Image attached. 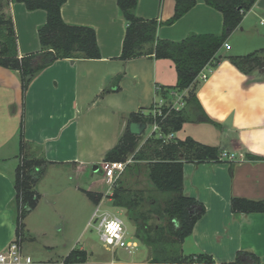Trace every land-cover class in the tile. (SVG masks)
Instances as JSON below:
<instances>
[{
	"label": "crops",
	"instance_id": "obj_1",
	"mask_svg": "<svg viewBox=\"0 0 264 264\" xmlns=\"http://www.w3.org/2000/svg\"><path fill=\"white\" fill-rule=\"evenodd\" d=\"M175 4V0H138L136 13L144 19L167 21L174 15ZM5 12L14 19L20 56L40 51L38 28L47 20L46 11H29L24 3L11 2ZM61 13L68 24L96 30L101 58L57 60L34 78L25 94L20 73L0 66V251L16 238L14 182L22 121L31 144L29 153L47 161L37 184L45 196L53 187L63 188L66 179L84 180L89 165L103 173L105 155L119 142L131 113L146 116L160 100L175 104L176 94H187V90L173 89L177 72L172 61L151 56L127 62L119 58L127 23L116 0H67ZM250 17L261 18L263 24L264 0H257L232 33L247 36V45L264 39V29H255ZM223 28L222 13L197 0L176 23L160 26L158 37L180 41L190 33L219 34ZM234 53L220 50L218 55L224 57L203 70L207 78H197L196 96L209 120L194 122L183 136L185 124L174 133L180 139L190 136L245 155L242 160L185 164L184 193L203 204L206 212L184 241L183 252L209 256L214 262L184 264H234L238 250L253 251L264 264V213L235 214L231 209L233 197L264 200V62L246 72L227 58L239 55ZM120 74L118 82L115 78ZM138 162L143 161L131 165ZM65 171L69 175H63ZM92 185L90 189L75 185V190L103 193ZM111 194L104 195L110 198ZM111 250L116 259L107 264H163L152 262L141 243L133 253L124 249L129 256L118 248Z\"/></svg>",
	"mask_w": 264,
	"mask_h": 264
},
{
	"label": "trees",
	"instance_id": "obj_2",
	"mask_svg": "<svg viewBox=\"0 0 264 264\" xmlns=\"http://www.w3.org/2000/svg\"><path fill=\"white\" fill-rule=\"evenodd\" d=\"M67 0H0V66L17 70L22 79L25 94L34 78L46 67L60 59H99L101 50L96 30L86 25H73L64 21L62 5ZM120 14L125 19L126 35L120 59L129 61L143 56L167 59L173 62L177 72L174 90H187L185 106L182 109L164 108L166 117H154L153 109L148 115L141 112L130 114L129 123L116 146L105 155V161H123L134 154L135 160L146 161L151 191L166 195L162 201L155 196L145 197L144 190L132 191L119 179L113 186L110 198L116 207L126 208L136 222V238L143 241L154 263L184 264L191 262H214L209 256H186L183 243L188 238L196 223L204 216L206 207L195 198L184 193V166L186 163L202 164L222 162L218 146L201 143L188 136L184 139L174 137L164 140L153 133L140 147L142 135L130 131V123L149 124L157 122L163 135L180 131L186 122L208 121L198 102L195 84L199 74L209 64L218 63L224 56L218 55L230 35L241 23L257 0H204L206 4L223 15L224 28L219 34L190 33L180 41L158 37V28L172 25L186 15L197 0H175L174 15L167 21L159 18L144 19L137 15L138 0H116ZM11 2L24 3L29 11L38 9L47 13L46 22L38 28L41 50L20 56L18 35L14 19L5 12ZM242 70L251 72L264 62V48L246 55L229 56ZM124 74V73H123ZM123 74L115 79L119 82ZM120 89V87L118 88ZM170 90V89H168ZM105 92V91H104ZM154 108V107H153ZM144 133V132H143ZM31 144L24 135V122L20 127L19 163L15 174V225L16 239L21 243L24 218L33 211L40 200L37 184L44 174L47 161L43 157L29 153ZM90 200L99 204L105 195L100 192L85 190ZM146 200H151V207L144 210ZM231 209L235 214L264 213V200L233 197ZM159 215L164 224L152 227L150 220ZM69 258L84 262L87 252L72 249ZM234 264H262L256 253L250 250H238Z\"/></svg>",
	"mask_w": 264,
	"mask_h": 264
},
{
	"label": "rangeland",
	"instance_id": "obj_3",
	"mask_svg": "<svg viewBox=\"0 0 264 264\" xmlns=\"http://www.w3.org/2000/svg\"><path fill=\"white\" fill-rule=\"evenodd\" d=\"M261 18L250 17L249 22L255 29H264ZM247 36L235 34L228 38L230 48L223 46L221 52L224 54H248L260 48H264V39H254L251 44L245 43ZM252 38H255L254 36ZM244 39V40H243ZM256 41H258L256 43ZM194 127V122H186L180 134L189 132ZM151 127L142 133L140 144L150 135ZM52 175V174H47ZM63 175H69L67 171ZM123 185L132 191L144 190L145 197L155 196L162 201L166 195L160 192L151 191V182L148 176L147 162H138L127 168L126 174L121 179ZM50 184V183H49ZM93 184V185H92ZM64 187H53L48 194L41 196L38 206L24 218V229L21 235L23 253L34 260H60L70 253L72 249H85L87 259L80 264H107L116 259L115 253L107 249L100 241L97 230V221H92L93 214L99 204L93 203L83 190H75V185L82 189H90L91 185L96 191L110 194L112 187L106 183L101 170H95L92 165L88 166L86 177L80 181L65 180ZM151 207V200H146L143 209ZM103 211H108L121 217L125 223L128 238H136V222L129 215L126 209L116 207L110 198L105 197L101 204ZM91 222V224H90ZM152 227L164 224L159 215H154L150 220ZM141 248H147L143 241H140ZM124 256L128 255L124 248H118ZM129 256V255H128Z\"/></svg>",
	"mask_w": 264,
	"mask_h": 264
},
{
	"label": "built area",
	"instance_id": "obj_4",
	"mask_svg": "<svg viewBox=\"0 0 264 264\" xmlns=\"http://www.w3.org/2000/svg\"><path fill=\"white\" fill-rule=\"evenodd\" d=\"M225 47H229L226 42ZM199 78L206 79L207 75L203 71L199 74ZM176 94V93H175ZM178 100L175 104H166L164 100L157 102L153 108V116L166 117L167 113L164 112V108L171 107L174 109H182L185 106L186 93L177 95ZM151 136L156 133L158 137L163 138L165 141L174 138L173 133L163 135L160 130V125L157 122L150 123ZM245 158L244 153H230L222 151L220 153L221 160L235 161ZM134 155L127 157L123 161H104L102 164L103 176L107 184L112 187L121 179L125 170L133 163H135ZM102 201L96 208L92 221H97V230L99 233L100 241L107 249L124 248L130 253H133L140 246V241L137 238L129 239L128 232L123 219L117 215H114L108 211L101 209ZM90 222V224H91ZM0 264H80L78 260H72L69 255L60 260H34L32 257L23 253L22 245L18 239H13L4 250L0 251Z\"/></svg>",
	"mask_w": 264,
	"mask_h": 264
},
{
	"label": "water",
	"instance_id": "obj_5",
	"mask_svg": "<svg viewBox=\"0 0 264 264\" xmlns=\"http://www.w3.org/2000/svg\"><path fill=\"white\" fill-rule=\"evenodd\" d=\"M145 129H146L145 123L133 122L130 124V131H131V133H133L135 135H141Z\"/></svg>",
	"mask_w": 264,
	"mask_h": 264
}]
</instances>
